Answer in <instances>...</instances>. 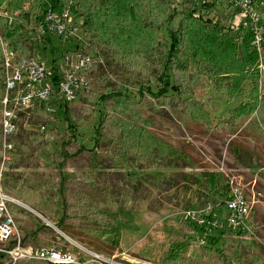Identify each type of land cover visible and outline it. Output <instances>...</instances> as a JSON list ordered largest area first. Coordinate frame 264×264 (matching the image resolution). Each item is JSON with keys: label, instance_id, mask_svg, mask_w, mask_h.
I'll return each mask as SVG.
<instances>
[{"label": "rangeland", "instance_id": "rangeland-1", "mask_svg": "<svg viewBox=\"0 0 264 264\" xmlns=\"http://www.w3.org/2000/svg\"><path fill=\"white\" fill-rule=\"evenodd\" d=\"M187 1L191 0L165 1L168 2L170 10L168 12L179 16L175 19L176 24L184 20L185 16L182 14L183 9L188 8ZM207 2L212 6L200 13L197 12L193 22L197 20L198 23L200 22L198 25L201 24L209 30L218 27L221 30V40L226 38L230 40L240 56L239 51L248 49L247 42L243 38L245 32L239 25L243 16L233 11L226 0ZM30 4L34 5V2L28 0L25 8ZM257 8L264 16V0L260 5L257 3ZM4 15L5 12L0 10V16ZM157 36V40L162 41L163 35L157 34ZM185 40L193 44H204L199 40V36H195V32L186 33ZM54 44L57 48L63 46L60 41H55ZM93 46L96 45L89 44L88 50L94 55L97 63L91 75L90 93L109 94L113 90L110 84L113 81L109 82L107 79L125 82L126 72L113 62L112 57H108L106 50L95 51ZM155 53L157 50L150 54L153 56L152 61L156 58ZM207 68L209 65L204 62L195 67L191 66L182 74L186 75L185 83L189 82L188 76L193 75L201 84L196 86L197 82H194L192 96L196 101L202 102L210 112L214 125L210 132L192 122L183 124L171 113L157 114L150 111L142 113L143 117L150 121V131L154 136L189 155L198 169L216 171L224 173L226 177L229 176L244 189L247 196L251 197L253 211L243 230L226 227L210 230L192 223V226L198 229L197 232H192L186 226L191 223L185 219L186 212L193 211L200 216L207 205L203 203L204 199L201 200V196L196 195L195 188L183 182L181 176L187 170L177 168L174 163H167L156 169L138 171L133 169L124 157L118 155L109 143L103 141L101 146L96 148L95 130L100 118L105 115L103 107L98 106L93 118L90 117L91 112L85 113L86 117L80 121L79 110L86 105L77 100L69 104L67 113H65L66 105L63 103L55 109L57 131L52 135L48 133L42 144L32 142V138L29 137L33 133L43 134L44 130H40V126L35 122H29L32 126H21V132L19 131L16 140L18 144L23 142L28 151H21L22 157L16 163V168L10 171L12 180L2 182L1 179L0 185L2 194L11 200L9 207L17 206L25 211V213L12 214L17 231L19 233L26 231V226L38 229L47 225L48 221L56 228L55 223L61 219L64 208L61 187L69 186L71 189L76 187V183H80L81 186L87 184L85 187L97 188L98 196L108 193L112 197L130 191L135 202L130 203L126 208L120 207L110 212L100 210L93 215L82 216L72 211L73 213L71 212L68 217V224L74 227L69 228L68 233L52 229L47 225L51 230H44L41 238L48 237L54 246L64 249L73 251L77 247H82L93 251L103 257V264H165L164 257L171 246L177 243L184 245L183 256L190 259L208 261L209 253L204 249L208 246L212 250L219 249V253H216L218 255L214 254L218 256L220 262L217 264H239L241 253L237 248L239 242L251 240L248 235L255 233V239L264 246V142L248 128L232 133L218 126L219 123L226 122L230 111L238 106L240 100L246 102L247 99L253 98L252 92L250 93L252 84L257 87L258 100L261 101L264 97V57L260 58L259 55L254 69L258 73L257 80L256 77L253 79L251 76L253 71H250L243 86L245 89L236 93L235 97L230 95L228 80L221 81V88L216 91L209 75V77L207 75L201 77ZM2 95L3 83L0 77V99ZM127 95L135 101H140L138 89L133 85L127 84ZM145 99L148 104L154 102L155 106H158L157 99L148 98L146 94ZM94 103H98L97 98ZM51 128L53 127H48L49 130ZM70 141L77 147H85L90 151L61 167L59 161L62 160L63 143L67 144ZM2 149L0 143V152ZM19 151L20 147L16 146V153ZM62 182L64 184H61ZM24 185L36 191L30 196L33 200H38V195L42 196V200L36 203L35 208L30 204L27 205V201H24V204L12 191L13 188H21ZM70 195L71 193L68 192L67 196ZM31 202L34 205L35 202ZM80 219L83 221H79ZM92 229L97 230L91 233ZM226 229H228L227 233L223 234ZM99 236L104 238L99 239ZM190 237L194 239L196 237L199 241L190 240ZM205 237L221 238L225 239V242L221 241L216 246L207 245L203 241ZM61 239H64L65 243L61 242ZM258 255L264 260V253L258 252Z\"/></svg>", "mask_w": 264, "mask_h": 264}, {"label": "trees", "instance_id": "trees-1", "mask_svg": "<svg viewBox=\"0 0 264 264\" xmlns=\"http://www.w3.org/2000/svg\"><path fill=\"white\" fill-rule=\"evenodd\" d=\"M57 1L63 8H66L73 1L70 12L74 22L83 29L87 43L96 45L93 46L95 51L106 50L108 57H112L113 62L126 72L125 82L107 79L109 82L113 81L110 83L113 87L111 93H97L95 95L88 93L80 97V101L86 105L79 110L80 121L84 120L86 117L84 114L87 112H91L90 117L93 118L100 105L104 110L105 115L100 118L95 130V147L99 148L103 141L109 143L118 155L124 157L130 166L138 171L156 169L167 163H174L177 168L186 169L185 174L181 176L183 182L195 188L196 195L201 196V200L204 199L203 203L211 207V213L207 219L216 221L220 225L223 224L227 215L226 203L230 199L231 185H239L233 182L229 176L226 177L224 173L198 169L189 155L154 136L150 131L151 123L143 117L142 112L171 113L183 124L192 122L210 132L214 127L212 116L206 110L205 105L199 100L196 101L192 96L195 87L193 84L197 82L196 78L189 75V82L185 83L186 75L182 73L188 71L191 66L195 67L205 62L209 68L203 71L204 74L201 77L209 75L216 91L221 88V81L228 80L230 95L235 97L236 93L245 89L243 86L246 84L245 81L250 75V71H253L251 74L253 79L256 77L257 80L258 78V73L254 69L259 60V53L253 46L251 36L240 25V29L245 32L243 38L247 42L248 49L239 51V56L236 47L230 40L227 38L221 40V30L218 27L209 30L201 24L198 25L200 22L198 23L197 20L193 22L197 12L200 13L212 6L207 2L208 0L187 1L186 6L188 8L183 9L182 14L185 16L184 20L179 21L178 24L175 23V19L179 16H174L168 12L170 10L166 0ZM256 1L259 5L263 2V0ZM27 2L28 0H0V10L7 13L5 17L0 16L1 36L18 59L42 56L46 59L51 57L55 63L59 51L52 38L38 39L34 33L28 31L31 22L38 23L43 17L33 15L36 11L34 10L35 5L30 4L25 8ZM189 21L191 22L188 23ZM23 25H25L24 29H22ZM193 32L204 43L202 44L203 47L185 40L186 33L191 34ZM157 34L163 35L162 41L157 40ZM141 37L142 39H139ZM154 50H157V53L154 55L155 60L152 61L153 56L150 54ZM144 54L149 57L146 58ZM3 59V49L0 44V77L4 75ZM61 77V73L56 69L53 82L59 83ZM127 84L138 89L140 101H135L127 95ZM200 85L197 82L196 86ZM251 88L250 93L252 92L253 98L247 99L246 102L240 100L237 103L238 106L230 111V116L226 122L219 123L218 126L232 133L248 128L264 142V97L259 101L257 87L252 84ZM145 94L148 98L157 99L158 106H155L154 102L148 104ZM96 98L98 103H94ZM161 100L163 101L161 102ZM48 105L55 110L58 108L59 102L55 100ZM46 106L45 103L41 104L40 108L27 118L29 122H35L40 127L43 126L45 130L41 135L31 134L29 137L32 138V142L42 144L48 133L52 135L57 131V115L47 112ZM68 108L69 104H66L65 113H67ZM49 126L53 128L49 130ZM17 137L18 135L14 137L13 143L20 147V151L12 154L13 160L7 163L6 166L9 171L2 174V182L12 180L10 179L12 174L10 170L16 168V163L22 157L21 151H28L23 142L18 144ZM86 151L90 150L81 146L77 147L71 141L67 144L63 143L60 166L64 167L71 160L79 159ZM90 179L92 180L91 177ZM85 185L81 186L80 183H76V187L71 189L69 186L61 187L64 208L62 217L55 223V226L63 233H68L69 228L74 227H70L68 224V217L72 211H75V214L86 216L93 215L100 210L110 212L120 207L126 208L130 203L135 202L130 191H124V193L112 197L108 193L98 196L97 188L85 187ZM12 191L22 202L27 201V205L30 204L33 208L37 202L42 200L41 195H38V200L30 198L31 194L36 193V191L31 187H25V185L21 188H13ZM68 192L71 193L69 197L67 196ZM25 196L26 198H24ZM248 197L251 199L250 196ZM31 201L35 202L34 205ZM10 210L12 214L25 213L17 206H11ZM79 221L83 220L80 219ZM186 226L192 232L198 231L197 227H193L192 224H186ZM44 230L51 229L47 225L38 229L26 226V231L20 233L21 244L25 247H30V245L53 247L54 245L48 237L41 238V233ZM95 230L97 229H92L90 232H95ZM227 231L228 229L224 230L223 234H226ZM248 236L251 240L239 242L237 248L238 252L241 253L239 264H264V260L258 255V252L264 253L263 244L255 239V233ZM102 238L104 237L99 236V239ZM190 238V240L199 241L196 237L195 239ZM60 241L65 243L64 239ZM106 241L110 242L108 239ZM203 241L207 245L216 246L221 241L225 242V239L205 237ZM16 243L17 238H13L9 244L13 247ZM183 247L184 245L180 243L173 244L164 257L163 263H220L218 256H216L218 255L216 253H219L217 248L212 250L208 246L205 247V251L209 253L207 255L208 261H196L183 256ZM3 259H0V262Z\"/></svg>", "mask_w": 264, "mask_h": 264}, {"label": "built area", "instance_id": "built-area-1", "mask_svg": "<svg viewBox=\"0 0 264 264\" xmlns=\"http://www.w3.org/2000/svg\"><path fill=\"white\" fill-rule=\"evenodd\" d=\"M32 1L36 7L33 15L43 18L38 23L31 22L28 31L34 33L38 39L51 37L53 42L60 41L63 46L57 48L59 54L55 58V63L51 57L46 59L42 56L18 59L0 35L4 56L3 95L0 99V137L3 147L0 152V185L2 174L9 171L6 165L13 160L12 154L16 153L14 137L18 135L21 126H32L27 118L43 103L47 104V112L55 113V110L48 105L50 102L56 100L59 105L62 103L66 105L80 100L83 94L90 93L92 91L91 75L97 63L94 55L88 50L89 44L83 29L74 22L71 15L70 8L73 1L66 8L61 7L57 0ZM226 2L233 11L243 16L239 25L251 36L254 48L260 58H263L264 16L257 8V1L226 0ZM4 16H7L6 12ZM56 69L62 76L57 84L53 82ZM39 129L43 131L44 127L41 126ZM229 196L230 199L226 203L227 215L223 224L207 219L211 213L210 206H206L200 216L193 211H187L185 219L189 220L190 224L194 223L210 230L225 227L243 230L253 211L252 202L243 188L233 184ZM9 203H11L10 198L2 194L0 187V259L4 258L0 264L104 263L103 257L82 247L72 251L60 246H23ZM49 227L57 229L53 225ZM13 238H17V243L11 247L9 243Z\"/></svg>", "mask_w": 264, "mask_h": 264}, {"label": "water", "instance_id": "water-1", "mask_svg": "<svg viewBox=\"0 0 264 264\" xmlns=\"http://www.w3.org/2000/svg\"><path fill=\"white\" fill-rule=\"evenodd\" d=\"M47 225H48V226H52L51 223H49V222L47 223Z\"/></svg>", "mask_w": 264, "mask_h": 264}]
</instances>
